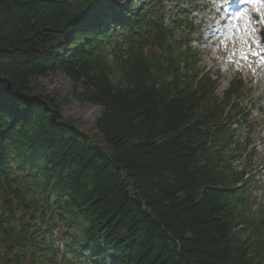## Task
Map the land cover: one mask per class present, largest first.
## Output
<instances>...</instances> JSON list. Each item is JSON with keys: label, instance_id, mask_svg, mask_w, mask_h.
Masks as SVG:
<instances>
[{"label": "trees", "instance_id": "obj_1", "mask_svg": "<svg viewBox=\"0 0 264 264\" xmlns=\"http://www.w3.org/2000/svg\"><path fill=\"white\" fill-rule=\"evenodd\" d=\"M122 1L0 0V264L56 261L60 224L93 264H264L225 113L241 84L217 94L160 0ZM57 71L101 107L97 136L37 85Z\"/></svg>", "mask_w": 264, "mask_h": 264}, {"label": "rangeland", "instance_id": "obj_2", "mask_svg": "<svg viewBox=\"0 0 264 264\" xmlns=\"http://www.w3.org/2000/svg\"><path fill=\"white\" fill-rule=\"evenodd\" d=\"M207 0H193L192 4L196 7H200L199 12H196V9L193 7L190 8L191 13L196 16L195 22H198L201 18L206 17V19L210 20V15L207 13V9L203 10L202 6L205 4ZM191 4L183 3L182 7H190ZM187 8V9H188ZM262 9V8H261ZM264 14V13H262ZM168 25H171V21L168 22ZM244 21L242 20L239 28L243 29ZM234 33V34H233ZM244 35L243 31L237 32L236 30L232 32L231 37H225L220 40L222 45L217 44V47L220 52L225 51L228 53V60L231 61L230 66H217L219 63L217 60L211 59L209 65H214V70L219 67L223 77V84L216 89L218 93L219 89L228 85V81L232 79L235 75L237 77H241L244 79L246 84V95L248 100H252L253 102H258L259 105L264 106V63H260V60L257 59L258 56H249V60L251 61V65H249L248 61L240 60L238 56V49L240 47H248L247 45L241 43L240 36ZM249 45H254L253 40H256L255 34L251 33L246 36ZM126 47V46H125ZM235 53V55H233ZM213 57V54H211ZM251 82V83H250ZM37 85L39 88L46 93H55L59 102L61 103V110L63 111V116L66 119L73 121L80 129L88 132L93 136H97V130L95 128V121L101 113V107L98 105H94L87 102H82L78 98L73 95V82L69 77H67L62 72H51L47 74L45 77H39L37 80ZM80 89V87H78ZM264 109V108H263ZM259 116L258 119H254L257 123V129L254 133V140L262 141V144L259 145L260 155H257L256 164H260L262 167L260 171L256 174L255 177V187H253V195H252V203H250L247 215L251 220H254L256 225L261 226V233L264 234V111ZM59 229H56L53 232L54 244L57 247L59 259L65 253L68 257H70L71 253L74 254L73 251V242H67L65 233L69 237V239H74L75 234L70 229L66 228L63 224H60ZM251 231V230H250ZM250 231H246L243 233L242 237L246 238ZM80 242L76 238V246L78 247ZM78 255L81 257L82 261L79 259L75 260L74 258H70L72 264H87L88 257L85 252ZM86 261V263H85ZM58 262V261H57ZM57 264H63L60 261Z\"/></svg>", "mask_w": 264, "mask_h": 264}, {"label": "snow or ice", "instance_id": "obj_3", "mask_svg": "<svg viewBox=\"0 0 264 264\" xmlns=\"http://www.w3.org/2000/svg\"><path fill=\"white\" fill-rule=\"evenodd\" d=\"M241 2H243V0H241ZM253 2L257 3L258 5H260L259 7L256 8V12L260 13L261 12V7H264V0H253ZM242 18L244 19L243 29L241 30V28L237 27L236 31L238 33L243 31L244 35H241L239 38L241 40V43H243V44L248 46L249 51L242 52L239 59L240 60H244V61H248L249 65H251V61L249 60V55L258 56V57H260V63H264V55H261L260 52L252 51L251 50L252 46L248 44V41L246 39V36L250 35L253 32H255L256 29L251 26V21H250V18L248 16L243 15V13H242ZM261 20L264 21V14L261 15ZM253 43L256 44L257 46H259V41L258 40H253ZM233 55H235V53H233Z\"/></svg>", "mask_w": 264, "mask_h": 264}]
</instances>
